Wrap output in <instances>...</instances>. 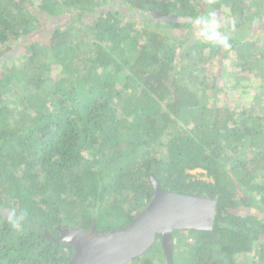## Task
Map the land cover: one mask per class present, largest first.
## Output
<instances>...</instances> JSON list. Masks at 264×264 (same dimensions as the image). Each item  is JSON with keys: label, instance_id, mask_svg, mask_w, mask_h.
<instances>
[{"label": "trees", "instance_id": "obj_1", "mask_svg": "<svg viewBox=\"0 0 264 264\" xmlns=\"http://www.w3.org/2000/svg\"><path fill=\"white\" fill-rule=\"evenodd\" d=\"M210 12L230 47L199 36ZM255 78L264 0H0V264H69L47 234L126 227L152 177L217 200L211 231L173 233V264H264ZM128 264H170L161 237Z\"/></svg>", "mask_w": 264, "mask_h": 264}, {"label": "water", "instance_id": "obj_2", "mask_svg": "<svg viewBox=\"0 0 264 264\" xmlns=\"http://www.w3.org/2000/svg\"><path fill=\"white\" fill-rule=\"evenodd\" d=\"M154 197L129 225L100 233L95 223L89 230L58 226L59 236L47 234L56 243L73 249L69 264H128L143 256L161 237V247L173 264V233L177 230L211 231L217 200L164 190L152 177Z\"/></svg>", "mask_w": 264, "mask_h": 264}, {"label": "clouds", "instance_id": "obj_3", "mask_svg": "<svg viewBox=\"0 0 264 264\" xmlns=\"http://www.w3.org/2000/svg\"><path fill=\"white\" fill-rule=\"evenodd\" d=\"M199 27V36L207 41H212L224 48L230 47L229 41L226 37H223L218 31V24L215 20V14L210 12L207 17H200L196 21ZM6 222L13 230H20L23 227V223L26 219V213L18 212L16 209H9L5 217Z\"/></svg>", "mask_w": 264, "mask_h": 264}, {"label": "rangeland", "instance_id": "obj_4", "mask_svg": "<svg viewBox=\"0 0 264 264\" xmlns=\"http://www.w3.org/2000/svg\"><path fill=\"white\" fill-rule=\"evenodd\" d=\"M213 69H215V68H213ZM261 82H262V80L260 78H255L253 80V83H252L253 85L250 89L249 96H246L243 100V102H245L244 105L249 106V104L253 100V95H255V94H256V96L254 99L257 100L256 104L257 105H258V103L264 104V89H259L260 86L258 85V84H261ZM262 106H264V105H262ZM197 172H200V171H195L193 173H197ZM239 262L243 263L244 261H243V259H240ZM243 264H245V263H243Z\"/></svg>", "mask_w": 264, "mask_h": 264}]
</instances>
